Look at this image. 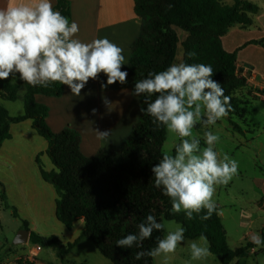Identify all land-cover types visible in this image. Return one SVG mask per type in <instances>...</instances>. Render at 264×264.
I'll use <instances>...</instances> for the list:
<instances>
[{
    "label": "trees",
    "instance_id": "16d2710c",
    "mask_svg": "<svg viewBox=\"0 0 264 264\" xmlns=\"http://www.w3.org/2000/svg\"><path fill=\"white\" fill-rule=\"evenodd\" d=\"M231 1L232 4H227L226 0H135L141 29L131 45L129 63L121 70L128 72L127 82L134 84L147 78L149 72L164 71L175 63L179 46H182L183 63L212 66L213 79L219 81L224 94L231 97V110L226 117L233 130L242 133L233 119L244 117L248 106L235 96L244 87L245 78L237 70V52L225 50L222 39L234 26L252 25L251 15L259 13V7L246 0ZM54 10L70 23L68 0H57ZM177 30L188 34L183 43ZM189 52H194L195 56L189 57ZM23 85L24 114L13 118L1 100L17 101L20 86L8 79L0 80V145L10 138L12 123L31 120L34 129L48 142L47 154L57 169L46 172L40 168L43 179L55 187L59 196L58 220L68 229L77 221L85 222L80 238L73 243L64 245L57 237L31 233L32 246L52 248L62 258L77 247L81 239H87L112 264H154L153 257L144 256L139 260L135 257L139 251L156 247L157 239L165 237V228L154 231L151 238L143 242V248L116 246L118 239L138 233V225L152 214L158 222L179 223L185 229V239L197 240L201 235L205 236L210 253L220 256L222 264H232L257 247L252 243L238 249L229 247L218 206L208 220L200 219L206 210L194 214L191 220L186 218L184 211L172 213L170 198L154 186L151 178V167L162 158L167 130L163 126L156 128L146 112L140 111L139 121L118 151L101 150L94 157L86 158L80 151L79 134L69 128L53 133L47 124L49 108L36 102L38 95L61 97L64 86L59 82L48 87L31 86L26 82ZM139 99L140 108H145L144 97L139 96ZM37 163L40 164L39 157ZM0 186V206L11 209L13 216L19 218L17 210L6 204L5 189L1 183ZM23 224L28 229L27 223L23 221ZM3 262L0 255V264ZM25 263L35 264L23 258L17 261V264Z\"/></svg>",
    "mask_w": 264,
    "mask_h": 264
},
{
    "label": "clouds",
    "instance_id": "9594fccd",
    "mask_svg": "<svg viewBox=\"0 0 264 264\" xmlns=\"http://www.w3.org/2000/svg\"><path fill=\"white\" fill-rule=\"evenodd\" d=\"M80 31L75 21L54 10L52 0H35L32 3H9L0 8V80L19 76L31 86L48 87L59 82L71 93L80 96L90 80L99 81L101 89L119 82L127 83L128 72L121 70L127 64L124 50L109 39L96 38L85 43L76 37ZM195 56L194 52L188 53ZM106 77V83L100 76ZM211 65L173 63L164 71L149 72L147 78L135 81L131 95L143 96L146 112L156 128L163 126L168 133L176 134L180 142L175 153L164 152L151 167L154 186L171 200L172 213L184 211L191 220L200 214L208 220L217 210L213 200L216 186L227 185L238 172V163L227 153L215 150L219 137L212 131L201 137L193 129L200 123L205 129L214 126L231 110V97L224 94L221 83L215 79ZM155 95V99L152 97ZM105 105L111 101L102 97ZM93 115L97 109H91ZM97 138L107 141L111 130L95 129ZM165 224L148 214L138 225V233L118 239L116 246L130 249L143 248V242L154 231H163ZM185 229L178 226L164 238L157 239L156 247L139 251L136 259L158 257L174 253L185 240ZM207 244L206 237L199 238ZM261 246L264 240L258 234L250 237ZM193 260L210 254L207 246L196 241L190 244Z\"/></svg>",
    "mask_w": 264,
    "mask_h": 264
},
{
    "label": "crops",
    "instance_id": "0c3cea01",
    "mask_svg": "<svg viewBox=\"0 0 264 264\" xmlns=\"http://www.w3.org/2000/svg\"><path fill=\"white\" fill-rule=\"evenodd\" d=\"M68 1L71 7L70 23L75 21L80 29L75 38L88 43L96 38L106 37L124 50L123 54L128 64L131 45L139 36L141 29V19L135 12V0ZM246 1L258 6L259 13L251 15L252 25H237L231 28L222 39L223 46L228 52H237V68L244 70L241 71V75L245 77L248 70H253L262 77L254 57L256 54L262 53V48H264V22H262L263 20L259 22L260 18H264V0ZM32 2L35 0H0V8L6 7L9 3L15 5ZM226 2L232 4L231 0ZM52 4L55 8L57 0H52ZM256 17L258 21H256ZM248 27L260 29L258 30L259 33H262L260 40L244 41L234 50L229 51L225 46L224 39L232 31L247 30ZM178 35L181 43L188 37V34L183 37L180 33ZM249 50L252 51L249 52ZM8 80L20 86L19 97L15 102L1 100V104L11 117L22 116L25 95L23 81L19 79L18 75L9 77ZM100 81L106 83V77L103 74L100 76ZM133 86L134 84L128 82L124 85L117 82L102 90L99 81L90 80L82 89L80 96H75L67 86H64V93L61 97L38 95L36 102L49 108L47 124L51 131L55 134L67 128L76 131L81 138V153L86 158H92L101 150L118 151L134 125L139 121L140 99L130 94ZM105 96L111 101L110 105L103 103L102 97ZM93 108L97 109L95 115L91 112ZM96 128L101 131L111 130L107 141L97 138ZM9 133L10 138L0 145V183L6 192V204L17 210L19 218H15L12 210L3 206H0V216L3 211L11 213V216L21 225V230L25 229L23 221L26 222L28 229L25 230H28L30 235L35 233L41 237H57L64 245L75 242L80 238L85 222L77 221L71 229H68L58 220L57 202L59 196L55 187L46 182L41 174V167L46 172L57 171L47 154L48 142L34 129L31 120L12 123ZM38 157L40 164L37 163ZM1 192L2 187L0 186V195ZM4 243L8 244V240L0 224V248ZM26 246L29 247V252L26 254L25 249L22 251L24 255L26 254L24 259L31 258L35 247L30 244V240ZM43 252L44 249L37 252L35 264L47 263L41 259ZM249 254L257 256L256 247L252 248ZM19 259L22 258L19 257L16 261L4 260L2 264H17ZM240 259L233 263L242 264ZM255 264H264V261H255Z\"/></svg>",
    "mask_w": 264,
    "mask_h": 264
},
{
    "label": "rangeland",
    "instance_id": "374dc122",
    "mask_svg": "<svg viewBox=\"0 0 264 264\" xmlns=\"http://www.w3.org/2000/svg\"><path fill=\"white\" fill-rule=\"evenodd\" d=\"M256 21H258L257 17ZM260 21L264 22V18H260ZM258 30L260 29L256 27H248L247 30L242 31L231 30V34L224 39L226 48L232 51L244 41L260 40L262 33H259ZM177 31L182 37L187 34L182 30ZM262 49V53H258L254 57L262 77L255 71L248 70L245 75L244 87L235 94L242 103L248 104L245 107V118L236 117L233 119V122L241 128L242 133L233 130L227 117L218 120L214 126H209L207 129L200 123H197L193 129L194 134H199L201 137L202 147L205 146L203 140L205 131H212L216 134L219 141L215 145V150L227 153L238 163L237 174L227 185L216 186L213 197L216 206L220 209L227 243L232 249L252 243L250 237L253 234H258L262 238V233H264V48ZM182 57L183 49L179 46L175 63H181ZM237 70L240 73L244 71L240 68ZM181 139L176 134L167 132L162 148L163 153L169 152L174 155L175 146ZM163 223L165 224V236L169 231H174L178 226H181L175 221L163 220ZM0 224L8 240V244L4 243L0 248V255L3 259L16 261L19 257L26 258L29 247L14 245V240L21 231L19 222L11 216V213L3 211L0 216ZM193 241L209 248L208 242L205 245L200 239H185L184 242L178 244L174 253L155 257L154 264H222L221 257L212 253L206 258L193 260L190 253V244ZM24 249L26 250L25 255L22 252L25 251ZM256 249L257 256L247 254L239 261L242 264H255V261H264V244L257 246ZM41 259L47 262L44 264H112L87 239H81L78 246L62 258L57 256L54 249H44Z\"/></svg>",
    "mask_w": 264,
    "mask_h": 264
},
{
    "label": "water",
    "instance_id": "95a60500",
    "mask_svg": "<svg viewBox=\"0 0 264 264\" xmlns=\"http://www.w3.org/2000/svg\"><path fill=\"white\" fill-rule=\"evenodd\" d=\"M30 236L31 235L28 230L25 229L21 230L14 240V245L19 246V245L28 244L30 240Z\"/></svg>",
    "mask_w": 264,
    "mask_h": 264
},
{
    "label": "built area",
    "instance_id": "2783aa9c",
    "mask_svg": "<svg viewBox=\"0 0 264 264\" xmlns=\"http://www.w3.org/2000/svg\"><path fill=\"white\" fill-rule=\"evenodd\" d=\"M242 77H244V76H242ZM245 78V77H244ZM41 250V248L40 247H38V246H35L34 247V251L31 253V258H27V261L28 262H33V261H35V258H36V254H37V252H39ZM25 264H28V263H25Z\"/></svg>",
    "mask_w": 264,
    "mask_h": 264
}]
</instances>
